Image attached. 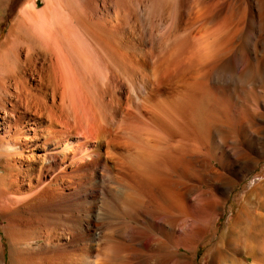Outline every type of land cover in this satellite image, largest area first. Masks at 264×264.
<instances>
[{
    "label": "bare ground",
    "instance_id": "obj_1",
    "mask_svg": "<svg viewBox=\"0 0 264 264\" xmlns=\"http://www.w3.org/2000/svg\"><path fill=\"white\" fill-rule=\"evenodd\" d=\"M42 1L0 43V264H264V0Z\"/></svg>",
    "mask_w": 264,
    "mask_h": 264
},
{
    "label": "rangeland",
    "instance_id": "obj_2",
    "mask_svg": "<svg viewBox=\"0 0 264 264\" xmlns=\"http://www.w3.org/2000/svg\"><path fill=\"white\" fill-rule=\"evenodd\" d=\"M24 0H8L7 4L4 6L5 9L0 10V13H2V15L6 16L3 21H0V43L1 41L4 39L6 33H7V28L9 27V23L11 22V20L14 18L17 9H19L20 5L22 4ZM38 1V7H41L43 5V1L42 0H37ZM254 170V169H253ZM252 170V171H253ZM255 177V179L258 180V178H264V159L260 162V166L257 168V170L255 171V173H253L252 177H248L246 179H243L241 182V184H243L244 182H252L253 178ZM239 190V186L234 189V191L232 192V194L230 195V200L229 203H227V205L224 207V209H221V214H220V218L218 220V228H222L224 227L228 220L234 215L235 211L237 210L239 203L241 201V197L238 193ZM233 212V213H232ZM229 213H232L231 215ZM219 231V230H218ZM208 244L206 243H202L200 244V247L198 248L197 252V258L195 261V264H213L212 259H210L211 257H209V259H206V261H204L202 259V255L204 253L205 248L207 247ZM220 251H228L226 247H221ZM245 260L248 262L249 259ZM2 264H8L7 262L1 261Z\"/></svg>",
    "mask_w": 264,
    "mask_h": 264
}]
</instances>
